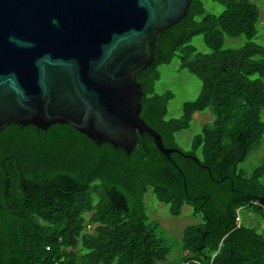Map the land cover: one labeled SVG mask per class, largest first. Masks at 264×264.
<instances>
[{
  "label": "trees",
  "instance_id": "1",
  "mask_svg": "<svg viewBox=\"0 0 264 264\" xmlns=\"http://www.w3.org/2000/svg\"><path fill=\"white\" fill-rule=\"evenodd\" d=\"M214 1L222 13L210 12L205 0H192L187 16L157 35L155 60L138 74L142 118L166 147L181 152L169 158L147 132L139 133L129 153L67 123L0 131V264L167 261L172 247L148 212L149 192L173 216L188 204L202 217L185 227L172 264H264V156L253 171L241 168L264 145L261 13L251 0ZM198 35L211 52L192 44ZM226 35L245 37L246 43L226 47ZM175 57L179 72L198 77L203 89L184 103L181 116L170 118L176 94L160 93L156 84L161 65ZM205 111L214 120L202 126L190 149L183 148L179 133ZM247 209L262 221L244 223Z\"/></svg>",
  "mask_w": 264,
  "mask_h": 264
},
{
  "label": "water",
  "instance_id": "2",
  "mask_svg": "<svg viewBox=\"0 0 264 264\" xmlns=\"http://www.w3.org/2000/svg\"><path fill=\"white\" fill-rule=\"evenodd\" d=\"M191 3L0 0V131L67 123L129 153L147 132L169 158L181 152L142 118L138 74L155 60L157 35Z\"/></svg>",
  "mask_w": 264,
  "mask_h": 264
},
{
  "label": "rangeland",
  "instance_id": "3",
  "mask_svg": "<svg viewBox=\"0 0 264 264\" xmlns=\"http://www.w3.org/2000/svg\"><path fill=\"white\" fill-rule=\"evenodd\" d=\"M260 8L261 21L258 24L259 36L258 42L264 44V0H251ZM205 5L210 12L220 14L224 11V7L214 1L205 0ZM246 43L245 37H231L226 35V47H241ZM192 44L202 52H211L206 45L204 36L198 35L194 37ZM180 59L175 57L171 64L161 65L160 71L162 78L157 82L156 89L163 93L167 90H173L176 94L175 99L169 105V117H179L183 114L184 103L188 100L198 98L203 89V82L190 73L188 70L179 72ZM195 120L191 124L189 130L183 131L178 135L180 145L185 149H190L193 138L200 133L204 124L214 120V115L210 111L197 112L194 114ZM264 156V145L253 150L247 159L241 164V168L251 172L259 164ZM148 212L152 219L160 223V230L165 238V243L172 247V252L167 261H161L160 264H172L178 258L183 246V233L187 225L201 221V216L193 212V207L185 204L183 214L181 216H173L170 213V206L158 201L152 192L146 196ZM192 211V212H191ZM243 222L248 225H254L261 222L260 218L253 211L247 209L242 212ZM258 224V223H257ZM262 227V226H261ZM260 229V228H259Z\"/></svg>",
  "mask_w": 264,
  "mask_h": 264
}]
</instances>
